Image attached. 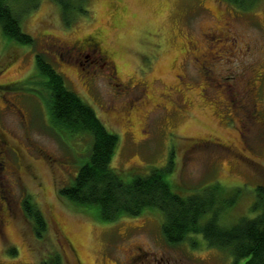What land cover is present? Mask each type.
<instances>
[{
  "label": "rangeland",
  "instance_id": "374dc122",
  "mask_svg": "<svg viewBox=\"0 0 264 264\" xmlns=\"http://www.w3.org/2000/svg\"><path fill=\"white\" fill-rule=\"evenodd\" d=\"M87 8L70 25L54 0L21 11L22 27L35 46L9 38L0 25V132L7 140L0 144V162L6 163L2 179L8 180L12 207L0 235V264H52L56 254L61 264H80L78 251L82 264H243L245 258L209 246L200 232L168 242L160 209L106 221L97 205L81 206L61 195L88 160L91 135L55 126L39 81L17 86L38 71L36 53H44L67 86L118 134L111 165L126 180L172 159L168 177L183 195L204 193L214 182L241 186L220 222L253 216L256 186L264 184V0L246 8L229 0H87ZM100 28L106 46L116 51L121 78L132 80L128 88L115 85L93 46L76 60L64 47L50 49L46 42L53 35L67 45ZM251 74L260 75L256 116L245 101L238 107L228 100ZM241 149L258 162L240 158ZM135 166V173L125 170ZM26 196L47 220L41 237L25 213Z\"/></svg>",
  "mask_w": 264,
  "mask_h": 264
},
{
  "label": "trees",
  "instance_id": "16d2710c",
  "mask_svg": "<svg viewBox=\"0 0 264 264\" xmlns=\"http://www.w3.org/2000/svg\"><path fill=\"white\" fill-rule=\"evenodd\" d=\"M54 1L60 5L62 17L68 25L77 13L89 12L87 0ZM229 1L246 8L255 0ZM38 3L39 0H0L3 33L22 44L35 46V38L22 27L21 13ZM36 67L38 71L24 79L25 85L17 87L24 89L27 84L39 81L48 93L46 101L55 126L72 133L91 135L89 158L81 165L73 182L60 189L61 195L81 206L97 205L100 217L106 221L160 209L164 216L162 231L168 242L180 243L190 234L200 232L209 246L229 249L236 259L245 258L243 264H264V184L256 186L251 206L256 210L255 215L240 216L238 221L223 224L220 216L237 201L241 186L227 188L214 182L204 193L196 191L183 195L176 190L178 182L175 179L171 182L168 177L172 159L163 167H153L147 174H134L126 180L122 171L111 165L119 142L118 134L106 126L88 102L67 86L64 76L42 52L36 53ZM125 170L135 173L138 167ZM24 209L34 223L36 236H43L48 223L31 196L25 197ZM209 212V217L204 219ZM196 244L193 241V245ZM16 249L12 247L9 251L15 254ZM60 261L58 254L53 256L52 264H61Z\"/></svg>",
  "mask_w": 264,
  "mask_h": 264
},
{
  "label": "flooded vegetation",
  "instance_id": "af4514ba",
  "mask_svg": "<svg viewBox=\"0 0 264 264\" xmlns=\"http://www.w3.org/2000/svg\"><path fill=\"white\" fill-rule=\"evenodd\" d=\"M46 42L49 43L48 46H50V44L52 45L49 47L50 49L53 46L64 47L67 50V52H69L68 55L71 56L70 58L72 59L74 57L76 60H78L80 58L79 56L83 54L84 50L93 46L94 47L93 51L94 52L98 51L99 53H101L106 64H108V68H109L108 73L116 81L115 85L117 87H121L122 89L123 88L125 89V88H128V86H130L132 83L131 79L123 80L121 78L120 67H119V64H117V62L115 60L116 51L114 49L106 46V44L104 42L103 29H101V28L97 29L93 32H90L83 37L77 38L72 43L67 44V45L61 44V41L53 35L47 36ZM249 47L250 46L248 45V48ZM59 58H62L61 54H59ZM79 63H80L79 65H81L83 68L85 67V64L83 63L82 60H80ZM95 63H97V62L95 61ZM98 66L103 69L105 65L103 63H99ZM203 67L207 68L206 64ZM259 76L260 75H258V74H251V76L245 81L244 86L242 88H240V87L238 88L237 96L235 93V96L233 98H231V97L228 98V100L232 103V105L235 106V104H237L238 107H242V103H243V101H245L246 104H243V105L245 107L248 105V107H250L249 110L252 109V116H256V114H257V106H256V103L254 102V100H255L254 94H255V91H257L256 90L257 85H258L257 80L259 79ZM229 77H232L233 79L235 78L234 82H236L237 76H235L234 74H231V75H229ZM218 83L221 84L220 82H218ZM232 89H233V87H232ZM234 91H236L235 88H234ZM131 120H132V118H131ZM0 134L2 135V141H0V144H7V140L4 136V133L0 132ZM198 144H200V142H196L195 144H192V145L195 146ZM239 156L243 160H248V161H251L254 163L258 162L256 160L252 159L249 155H245L243 153V149H241V154ZM239 156H237V157H239ZM5 167H6L5 161H3L2 163L0 162V235L7 228L8 222L11 219V214H12V207H11L10 198H9L10 195L8 194V191L10 190V188H7L4 186L5 184L8 185V180L6 178L5 179L6 182H4L2 179L3 173L5 171ZM30 167H31V165H29V164L25 165V168H27V169ZM3 187H4V190H3ZM2 190L6 191L8 196L3 195V193H1ZM56 222H57L58 228H62L61 222L60 221H56ZM62 226H63V224H62ZM65 237L67 238V236H65ZM73 248H76V247L74 246ZM76 251H78L77 248H76ZM78 252H76V262L82 264V257Z\"/></svg>",
  "mask_w": 264,
  "mask_h": 264
}]
</instances>
